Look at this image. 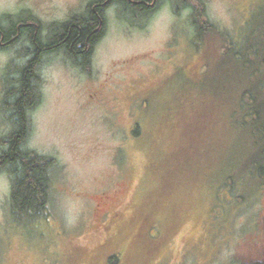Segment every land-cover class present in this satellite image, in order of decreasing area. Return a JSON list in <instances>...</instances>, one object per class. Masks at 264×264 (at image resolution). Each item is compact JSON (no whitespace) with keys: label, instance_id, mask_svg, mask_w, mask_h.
<instances>
[{"label":"rangeland","instance_id":"rangeland-1","mask_svg":"<svg viewBox=\"0 0 264 264\" xmlns=\"http://www.w3.org/2000/svg\"><path fill=\"white\" fill-rule=\"evenodd\" d=\"M76 1L0 0V16L63 18ZM190 2L200 31L169 0L142 26L111 10L87 72L41 69L26 147L54 159L49 209L17 219L0 171V264L264 261V0ZM20 49L0 52V103Z\"/></svg>","mask_w":264,"mask_h":264},{"label":"trees","instance_id":"trees-1","mask_svg":"<svg viewBox=\"0 0 264 264\" xmlns=\"http://www.w3.org/2000/svg\"><path fill=\"white\" fill-rule=\"evenodd\" d=\"M116 1H128V5L123 6L124 14L126 18L136 17L138 20L143 21L147 19L150 13H147V5L152 4L153 0H133V1H144L147 4L141 2L132 3L130 0H116ZM163 2V0H160ZM173 6L179 10L183 7H195L190 0H169ZM143 8V9H139ZM202 7V6H201ZM203 8V7H202ZM201 8L196 7L192 14V23L195 24L196 28L200 31L199 21L201 16ZM148 14V15H147ZM128 16V17H127ZM202 22H207V27L212 30L216 26L205 17H201ZM137 23V26H142L145 22ZM92 20L89 19L83 25V35H80V29L74 28L71 38L79 39L78 43H84L86 35H89L93 30ZM96 19L95 22L96 23ZM70 26V24H68ZM68 25L63 26V28H69ZM218 29V28H217ZM6 37H10L11 34L17 33V27L14 26L7 30ZM198 33V32H197ZM3 34V28L0 25V36ZM200 34V33H198ZM36 35L34 31H30V40L33 41V37ZM97 33L93 34L92 40L97 37ZM39 36V35H37ZM52 38V37H51ZM56 42H50L52 45ZM46 45V46H47ZM34 43L31 44V50L33 51ZM83 46L82 48H84ZM27 51V48L25 49ZM24 50H22L23 52ZM25 52V51H24ZM239 54V53H237ZM84 57V56H83ZM72 58V56H71ZM74 59V58H72ZM88 59V58H87ZM86 59V60H87ZM84 60V61H86ZM264 63V57L263 61ZM37 77V78H36ZM40 78V77H39ZM39 80L38 76L35 75L34 70L30 65L27 67L20 68L16 72L9 73L5 77L4 84V107L8 113V119L10 123L13 124L11 130L2 136L1 140L6 149L2 150L0 153V171L7 172L11 179V209L12 214L20 219L22 216L27 217H38L45 214L49 209L50 204V169L54 164V159L50 156L43 155L35 150L26 147V143L29 135V112L33 110L35 106L41 101V92L38 88ZM255 91L245 90L243 92V100H248L249 98L253 101L257 100L259 94ZM249 116L253 121L260 120L262 117L261 107L258 105H253L248 108ZM247 124V120L244 118L242 123ZM138 132V131H137ZM264 143V142H263ZM261 147V145H260ZM260 155L264 159V145L261 147ZM255 174L264 175V163L262 161H255V166L253 167ZM231 179V178H230ZM116 257L113 259L115 260ZM260 264V263H255ZM264 264V263H262Z\"/></svg>","mask_w":264,"mask_h":264},{"label":"flooded vegetation","instance_id":"flooded-vegetation-1","mask_svg":"<svg viewBox=\"0 0 264 264\" xmlns=\"http://www.w3.org/2000/svg\"><path fill=\"white\" fill-rule=\"evenodd\" d=\"M130 1H132V3H138V5L141 4V2L147 4L144 1ZM153 1L152 4H148L146 7L148 8L146 12L150 13V15L147 14L149 17L159 11L165 2V0H163V2L160 0ZM76 3L78 5L71 6L63 18H57L52 12V15L49 14V19H46L42 14L33 13L31 9H24L22 5H19L20 7L18 9L21 12L17 14L5 13L0 16V25L3 28V34L0 36V52L7 51L15 46H21L20 51L15 55L16 59H12L16 62V66L11 69L8 62L4 68H2L3 66L1 67V71H3L1 76L4 77L2 82L3 89L5 77L9 74V71L13 70V72H16L20 68L27 67L31 64L35 75L38 76V80H40L41 69L49 64L48 61L50 59L56 57L66 59L68 62L72 63L77 70L83 73L84 71H88L92 65L97 46L104 35L105 28L109 21L107 13L111 12V10H115L116 12L124 11L125 9L123 6L128 5L129 2L116 0H77ZM194 8L195 7L189 6L181 9L179 8V10L180 12L187 10L193 14ZM139 9L141 10L143 8L139 7ZM24 12H28L29 14L25 15ZM47 16L48 15H46V17ZM132 17H128L126 21L132 25H137L140 20L136 17ZM89 19L92 20L91 24L93 30L89 35H86L84 43L79 44V39L71 38L73 29L75 27L79 28L80 35H83V25L89 21ZM95 19L97 21L96 23H94ZM147 19L140 22H145L146 24ZM68 24H70V26ZM66 25H68L69 28L62 29V27ZM14 26L17 27V33L15 35L11 34L10 37L7 38L5 32ZM32 30L36 33L32 41L34 43L33 51L30 49L32 44L30 40V31ZM94 33L98 35L92 40ZM50 42L56 43L48 46L47 44ZM83 46L85 47L82 48ZM26 48L27 51L25 50ZM71 56L74 59H72ZM38 88H40L39 85ZM3 96L4 90L0 103L1 108L4 107ZM2 113L8 118L6 110H2ZM10 125L12 128L13 124L10 123ZM6 133H8V131ZM257 263L262 264L264 261H258Z\"/></svg>","mask_w":264,"mask_h":264}]
</instances>
